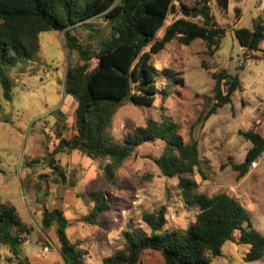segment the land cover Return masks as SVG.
<instances>
[{
    "label": "trees",
    "instance_id": "trees-1",
    "mask_svg": "<svg viewBox=\"0 0 264 264\" xmlns=\"http://www.w3.org/2000/svg\"><path fill=\"white\" fill-rule=\"evenodd\" d=\"M212 1L0 0V84L6 99L11 100L13 95L9 69L34 58L41 47L42 33L63 32L65 47L70 52L76 51L81 60L79 65L68 69L65 81V95L76 102L74 133L69 138L59 137V143L44 159L51 173L40 178L47 183L66 184L67 173L56 156L79 151L98 165L103 178L119 185V170L138 148L162 140L165 147L156 160L157 166L164 176L178 178V188L185 202L199 209L195 221L183 231L166 228L165 207L145 213L143 220L149 233L140 228L125 232L123 247L106 257L103 264H139L148 250L161 252L165 264H212L215 258L222 256L223 247L229 241L249 245L244 257L247 263L264 257V235L254 227L251 212L237 198L227 193L207 196L197 192L199 183L195 175L201 168L197 138L191 136L189 141H183L179 126L167 117L161 121L148 120L145 126L137 127L120 143L112 133L114 118L126 103L145 107L155 104L160 91L152 55L163 51L175 39L187 46L201 39L212 54L220 48L228 28L216 21ZM230 2L216 0V5L226 12ZM235 10L237 13L238 9ZM170 14L177 17L159 39L158 34ZM97 17L111 24V34L101 50L92 53L79 42L73 29ZM233 33L247 52L263 51L264 19L255 21L252 28H236ZM94 58L96 66L92 64ZM214 78L215 103L200 116L202 123L231 103L241 85L239 76L217 73ZM224 85L228 86L227 93ZM242 134L252 146L244 162L229 164L238 172L239 179L245 177L264 154L262 134L254 130ZM39 162L34 159L32 164ZM86 200L90 209L82 221L100 225L101 217L112 209L109 196L103 190H96L90 192ZM36 202L40 206L41 219L35 218V223L26 222L15 205L0 202V245L8 248L14 264H38L22 253L24 236L30 235L36 225L46 233L56 228L59 250L66 264H84L76 249L78 245L68 238L70 222L64 211L49 210L39 198ZM2 260L0 250V263Z\"/></svg>",
    "mask_w": 264,
    "mask_h": 264
},
{
    "label": "rangeland",
    "instance_id": "rangeland-1",
    "mask_svg": "<svg viewBox=\"0 0 264 264\" xmlns=\"http://www.w3.org/2000/svg\"><path fill=\"white\" fill-rule=\"evenodd\" d=\"M184 1L192 3L194 0ZM257 1H240L245 15L239 27L252 26V17L257 15ZM235 4L230 5L228 15L220 10L215 0L212 1L213 14L228 28L214 54L201 39L188 46L175 39L163 51L152 55L160 91L155 104L145 107L126 103L114 118L112 133L120 143L150 119L161 121L167 117L177 123L183 141H189L191 136L199 141L201 168L195 175L199 183L197 192L207 196L227 193L237 198L251 212L254 227L264 235V154L241 179L229 166L244 162L252 146L242 132L254 130L264 136V104L250 98L252 84H264V50L247 52L234 37L231 27L237 22ZM176 17L169 15L158 34L159 39ZM73 34L86 49L97 53L110 37L111 24L105 18L97 17L87 24L75 26ZM40 44L33 59L9 69L13 82L11 100L5 98L0 84V202L15 205L26 221L39 218L30 197L34 191L36 198L52 207L56 190L40 177L51 173L44 159L59 143V137L69 138L74 133L76 102L65 95V81L68 69L81 63L77 52H70L65 47L63 32L42 33ZM92 64L96 66V58ZM217 73L239 76L241 85L231 103L202 123L200 116L215 103L214 74ZM223 89L228 92L227 85ZM164 147L162 140L139 147L119 170V185L109 183L103 176L95 182L108 194L112 210L102 216L99 226L78 222L69 225L70 239L82 243V248L76 249L84 264H103L106 257L123 247L124 233L132 228L149 233L143 220L145 213L165 207L166 228L180 231L195 221L199 209L185 202L178 188V178L164 176L156 164ZM59 156L63 164L71 157L68 153H60L56 159ZM34 159L40 162L32 164ZM81 172L79 170V175ZM71 184L78 191L85 187L81 180ZM71 211L76 212L74 208ZM88 213V207L82 202L79 217ZM236 236L239 237V232ZM0 250L3 257L0 264H14L15 259L8 248L0 245ZM248 251L249 245L229 241L223 247L222 256L215 258L212 264H264V257L252 263L245 262ZM139 264H165V261L161 252L148 250Z\"/></svg>",
    "mask_w": 264,
    "mask_h": 264
},
{
    "label": "crops",
    "instance_id": "crops-1",
    "mask_svg": "<svg viewBox=\"0 0 264 264\" xmlns=\"http://www.w3.org/2000/svg\"><path fill=\"white\" fill-rule=\"evenodd\" d=\"M240 1L241 0H231L230 2V5L232 4V2L236 3L234 7V12H235L234 16H237V22L234 24V26L231 27L233 31L236 28H241L238 25L243 20L244 15H245L244 9L241 7V5H239ZM230 5H229V9H230ZM236 8L238 9L237 13L235 10ZM229 9L226 11L228 15H229ZM256 10H257V15L255 17H252L253 24L251 27H247V28H252L254 25V21L260 22L262 19V11L264 10V4L261 3L260 0L257 1ZM215 18H216V21L220 25H223L222 23L223 21L221 19L217 18L216 16ZM262 49L264 50V45H262ZM248 71H251V69H248ZM252 85H253V95L250 98L256 99L257 101L262 102L264 104V84L255 83ZM64 153H68L71 155L70 160L67 164H63L60 159V156L58 157V161H60V164L63 166V168L65 169L67 173V183L62 184V185L52 183V182L49 183L50 188L54 187L56 190V193L54 194V197H52V200H53L52 207H48V209L49 210H54V209L63 210L67 219L70 222L69 225H73L75 222L88 225L82 221V219L85 216L79 217L78 211L81 210L82 202L88 207V209H90L88 202L86 200V196L90 192L96 191V190H103V189H100V187L96 186V183H95L101 178L100 176H102V173L98 169V165L91 158L82 155L79 151L64 152ZM79 170L82 171L80 175H79ZM79 176H81V179H79ZM78 180H81L83 182L85 186L83 190L78 191L72 186L71 182L72 181L77 182ZM104 192L106 193V191ZM50 194H51V190H50L49 195ZM36 196H37V192L35 191L30 194L34 210L37 213H39L38 219L40 220L41 210H40V206H38V204L36 203ZM72 208H74L76 212H72L71 211ZM26 222L35 223V220H30ZM100 222H101L100 223L101 225L102 224L101 219H100ZM89 226L96 227L99 225H89ZM67 235L71 243L76 244L78 245L77 247L80 246L82 248L81 242L74 243L70 239L69 226L67 228ZM24 237H25V241L22 244V253L32 263L66 264L59 250L60 243H59V239H58L55 227H52L49 230V232L46 233L38 225H36L34 231L30 235H25ZM44 247H49L50 250L48 252H44L43 251Z\"/></svg>",
    "mask_w": 264,
    "mask_h": 264
},
{
    "label": "built area",
    "instance_id": "built-area-1",
    "mask_svg": "<svg viewBox=\"0 0 264 264\" xmlns=\"http://www.w3.org/2000/svg\"><path fill=\"white\" fill-rule=\"evenodd\" d=\"M262 3L264 4V0H263V2H262ZM49 250H50V248H49V247H44V248H43V251H44V252H48Z\"/></svg>",
    "mask_w": 264,
    "mask_h": 264
}]
</instances>
